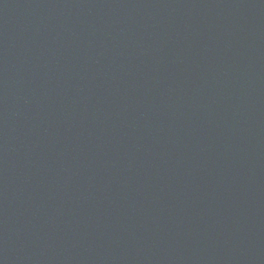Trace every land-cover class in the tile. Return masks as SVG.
<instances>
[{
    "label": "water",
    "instance_id": "obj_1",
    "mask_svg": "<svg viewBox=\"0 0 264 264\" xmlns=\"http://www.w3.org/2000/svg\"><path fill=\"white\" fill-rule=\"evenodd\" d=\"M0 264H264V0H0Z\"/></svg>",
    "mask_w": 264,
    "mask_h": 264
}]
</instances>
